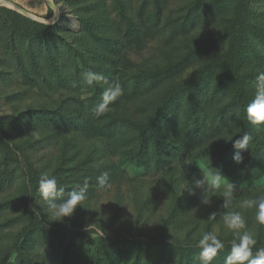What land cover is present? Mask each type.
Here are the masks:
<instances>
[{
  "label": "trees",
  "instance_id": "1",
  "mask_svg": "<svg viewBox=\"0 0 264 264\" xmlns=\"http://www.w3.org/2000/svg\"><path fill=\"white\" fill-rule=\"evenodd\" d=\"M174 1L170 13L169 0H53L75 28L64 12L47 24L0 5V98L11 110L0 114V264H201L195 245L206 231L225 243L212 264H225L234 236L223 217L236 211L253 252L264 247V225L243 204L264 192V123L245 111L264 70V0ZM52 15L47 6L41 17ZM89 70L104 80L88 85ZM116 83L123 95L96 117ZM245 134L247 149L234 147ZM218 170L222 186L205 204L192 183ZM104 172L108 189L97 184ZM44 175L63 199L87 183L83 207L51 221L38 193ZM140 176L151 178L145 191ZM111 189L112 220L128 197L134 225L93 219Z\"/></svg>",
  "mask_w": 264,
  "mask_h": 264
},
{
  "label": "clouds",
  "instance_id": "2",
  "mask_svg": "<svg viewBox=\"0 0 264 264\" xmlns=\"http://www.w3.org/2000/svg\"><path fill=\"white\" fill-rule=\"evenodd\" d=\"M84 79L88 85H92L93 83L104 80V77L99 73L89 70L84 73ZM123 92L124 89L119 83L107 87L103 91L102 101L94 108V115L96 117L105 115L109 110V105L122 96ZM81 99H85V97L81 96ZM245 111L248 120L253 125L264 123V70L258 71L255 77V96L247 105ZM249 140L250 137L245 134L235 141L234 147L247 149ZM233 158L236 163H240L243 160L239 152ZM223 178L218 170L210 178L203 177L194 180L192 184L201 190L203 203L207 204L209 202L206 197L211 191L221 188ZM97 184L100 189H108L111 187L107 172L97 177ZM185 188L190 193L193 192L191 186H185ZM63 191L64 189L58 186V181L55 176L44 175L39 179L38 193L47 202V215L51 221H63L65 217H71L77 206L83 207L84 201L88 198L87 183L83 187H79L78 190H73L66 199L61 198ZM232 194L233 185L228 184L224 196L231 197ZM225 204H227V200H225ZM243 204L249 209L255 208L256 220L264 225V192L255 198L245 200ZM208 218L214 219L215 213L210 214ZM223 222L225 227L231 230L234 236L231 241V251L226 257L225 264H245V262L246 264H264V247H260L253 252V247L257 244V240L247 230V222L242 214L239 211L230 212L223 217ZM195 246L200 249L199 260L201 264H212V260L218 251L224 249L225 243L220 239L217 232L206 231L201 235Z\"/></svg>",
  "mask_w": 264,
  "mask_h": 264
},
{
  "label": "rangeland",
  "instance_id": "3",
  "mask_svg": "<svg viewBox=\"0 0 264 264\" xmlns=\"http://www.w3.org/2000/svg\"><path fill=\"white\" fill-rule=\"evenodd\" d=\"M6 1H9V2L15 4L16 6L25 10L27 13L33 15L34 17L42 20L43 22H47L50 24L54 23V22H52L54 15L56 14L54 9H53V15L51 18L45 19V18L41 17L46 13L47 6H49L47 3V0H6ZM134 4H136V2ZM6 5L8 7L12 6V4H10V5L6 4ZM6 5H4V6H6ZM178 5H179L178 1L169 0V2L167 3V5L165 7V10L167 12L172 13L174 10H176ZM61 7H62L61 9H59V10L57 9L58 15L61 17V14H63V12H64V14L68 18L71 19L69 26H71L72 28L77 27L78 22H77L76 16H74L72 13L65 12V7H64L63 3L61 4ZM56 21H58V20H56ZM158 39H159L158 36L154 37V39L153 38L148 39L147 45L143 48L142 53L144 55H148V53L154 51L155 46L157 44H159ZM11 78L15 81L18 80L17 76H15V75L11 76ZM8 87H10V86H8ZM10 111H11L10 107L5 104L4 99L0 98V114L9 113ZM127 170L129 171L131 176L132 175L136 176L135 173L130 168H127ZM141 178H142V180H145V181H142V183L140 182L139 187H141V189L143 191H145L148 188V186L152 183V182H149V181H151V178H149L148 176H140V180H141ZM123 187L126 188V186H123ZM114 194H115L114 190H112V189H111V191L104 193L102 195L101 199L95 203L94 207H92V209L89 210V211H92V215H93L94 220H104V221H107L106 223H110L111 221H113L111 217H112V215H114L116 213V210L114 208V203H113ZM122 201H123V205H122L123 207H122V210L119 211V217L116 218L113 222H111L110 228L113 230L122 226L123 224L134 225V223H135V211L133 208L131 198L123 197ZM161 202H163V201H161ZM78 208L79 207H77L74 212H76ZM81 209L82 208H80L78 211H81ZM93 226H95V225L92 224V227ZM91 234H94V233L87 234V236H90Z\"/></svg>",
  "mask_w": 264,
  "mask_h": 264
},
{
  "label": "water",
  "instance_id": "4",
  "mask_svg": "<svg viewBox=\"0 0 264 264\" xmlns=\"http://www.w3.org/2000/svg\"><path fill=\"white\" fill-rule=\"evenodd\" d=\"M5 2H9V1H6V0H0V5H6ZM9 3H11V2H9ZM47 3H48V5H49L52 9L55 10V13H56V9H58V10L61 9V7H60L59 5H57V4H55V3L53 2V0H47ZM11 4L13 5V7L10 6L12 9L17 10V11L23 13L24 15H26V16L32 18V19H35V20H38V21L43 22L42 20H40V19L34 17L33 15L27 13L25 10L21 9L20 7L16 6L15 4H13V3H11ZM6 6H7V5H6ZM7 7H8V6H7ZM54 17H55V15H54ZM59 18H60V16L57 15V17H56V19H55L54 22H56V20H59ZM44 23H47V22H44ZM47 24H50V23H47Z\"/></svg>",
  "mask_w": 264,
  "mask_h": 264
},
{
  "label": "bare ground",
  "instance_id": "5",
  "mask_svg": "<svg viewBox=\"0 0 264 264\" xmlns=\"http://www.w3.org/2000/svg\"><path fill=\"white\" fill-rule=\"evenodd\" d=\"M5 4H9V5H10L11 3H9V2H5ZM12 6H13V5H12ZM57 15H58V10L56 9V14H55V17L53 18L52 22L55 21Z\"/></svg>",
  "mask_w": 264,
  "mask_h": 264
}]
</instances>
